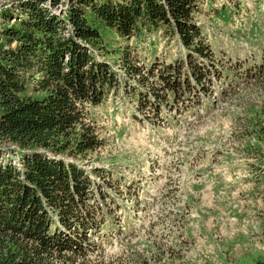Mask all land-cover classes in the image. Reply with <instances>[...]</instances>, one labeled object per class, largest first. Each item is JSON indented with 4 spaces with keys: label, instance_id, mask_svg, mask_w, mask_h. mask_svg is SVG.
<instances>
[{
    "label": "rangeland",
    "instance_id": "rangeland-1",
    "mask_svg": "<svg viewBox=\"0 0 264 264\" xmlns=\"http://www.w3.org/2000/svg\"><path fill=\"white\" fill-rule=\"evenodd\" d=\"M68 1L44 5L62 15ZM196 2L212 58L162 29L136 41L102 28L104 50L92 46L117 81L91 110L104 182L93 264L264 260V0ZM19 8L0 0V15ZM165 64L182 87L160 77Z\"/></svg>",
    "mask_w": 264,
    "mask_h": 264
},
{
    "label": "trees",
    "instance_id": "trees-1",
    "mask_svg": "<svg viewBox=\"0 0 264 264\" xmlns=\"http://www.w3.org/2000/svg\"><path fill=\"white\" fill-rule=\"evenodd\" d=\"M45 2L0 15V264H93L104 182L89 156L102 144L91 110L117 82L92 47L104 50L101 29L136 41L162 29L188 52L214 54L196 0H69L62 15ZM164 67L160 77L182 87Z\"/></svg>",
    "mask_w": 264,
    "mask_h": 264
}]
</instances>
